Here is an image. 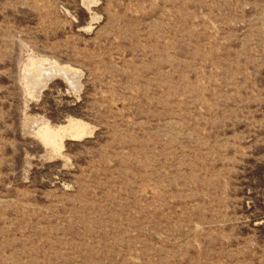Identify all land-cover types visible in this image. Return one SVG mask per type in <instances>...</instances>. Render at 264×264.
<instances>
[{
	"label": "rangeland",
	"instance_id": "1",
	"mask_svg": "<svg viewBox=\"0 0 264 264\" xmlns=\"http://www.w3.org/2000/svg\"><path fill=\"white\" fill-rule=\"evenodd\" d=\"M0 264H264V0H0Z\"/></svg>",
	"mask_w": 264,
	"mask_h": 264
},
{
	"label": "bare ground",
	"instance_id": "2",
	"mask_svg": "<svg viewBox=\"0 0 264 264\" xmlns=\"http://www.w3.org/2000/svg\"><path fill=\"white\" fill-rule=\"evenodd\" d=\"M29 63H30V67L32 68V72L34 73V79L38 82V81H42L43 80V78L45 77V76H48L49 74H51V73H54V72H58V73H62V72H65V70H63V69H60V68H58V67H56V66H53V67H50L49 69H45V68H43L39 63H40V59H38L36 56H34V55H31L30 57H29ZM35 65V66H34ZM31 82H33V80H25V81H23L22 82V85L24 86V87H29V85H30V83ZM74 131H76L75 132V134L77 135L78 134V129H76V127L74 126ZM40 132H42L44 135H47L48 134V128L46 127V126H42L41 128H40ZM75 135V136H76Z\"/></svg>",
	"mask_w": 264,
	"mask_h": 264
}]
</instances>
